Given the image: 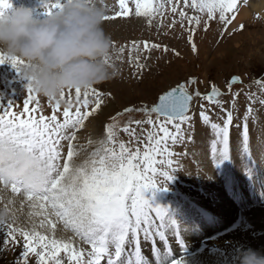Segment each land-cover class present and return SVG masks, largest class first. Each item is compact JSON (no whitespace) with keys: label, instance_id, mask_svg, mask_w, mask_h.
Returning <instances> with one entry per match:
<instances>
[{"label":"snow or ice","instance_id":"obj_1","mask_svg":"<svg viewBox=\"0 0 264 264\" xmlns=\"http://www.w3.org/2000/svg\"><path fill=\"white\" fill-rule=\"evenodd\" d=\"M66 2L67 0H46L44 11L37 15H51L62 9ZM118 3L120 11L114 16L104 15L105 21L117 17L128 18L132 14L129 0H118ZM133 3L134 14L145 17L149 25L157 14L162 17L169 10L180 18L179 21L174 18L168 25L169 28L174 27L177 22L183 28L186 21L190 26L187 28L188 42L194 53L197 51L193 41L196 28L203 22L207 30V22L215 19L217 13L219 21L227 26L235 19V15L229 17L227 14L237 8V0H157L155 4L154 0H133ZM166 5L169 7L166 8ZM11 7L10 0H0V15ZM186 9H191L196 14L189 16ZM131 47L137 52L141 51L140 44L136 41L132 42ZM161 48L165 53L168 51L166 46L145 41L142 51L150 54L152 50ZM118 51L123 53L124 48L121 47ZM175 55L178 56L179 53ZM148 58L149 55L144 56L145 60ZM110 60V56L106 57L105 63L114 68L115 65ZM135 63L136 75H139L146 65L140 63L139 55L135 57ZM4 64L15 69L22 79L20 65L23 61L8 59L4 53H0V65ZM196 83L195 79H189L178 84L159 95L158 102L151 107L125 108L123 112L111 117L110 122L105 125L103 139L95 142L89 139L87 145H78L75 142L77 134L84 129L85 122L97 114L105 103L104 94L95 87L86 90L68 89L61 92L58 98H48L52 113L48 116L40 110L39 94L30 83L27 85L28 96L22 112L12 111L14 105L11 103L8 107L0 105V146L7 144L16 153L31 155L47 169L48 175L47 183L41 191L26 190L23 182L19 180L5 183L3 177H0V186L3 189L10 187L12 193L22 194L31 202L32 209H39L29 212L24 227H14L17 217L9 214L7 205L4 213L0 214V230L5 231L6 237L15 241V234L18 233L25 240L23 258L33 253L39 258V264H62L57 257L64 252L70 264H101L102 259L106 260V264H150L142 254L141 235L145 241H150L155 234H159L163 240L164 235L160 229L169 221L172 225L176 223L170 217L168 209L152 203L146 193L154 196L156 192L166 191L167 184L178 170L174 167V157L178 153L172 148L184 142L181 135L182 125L191 124L192 117L189 113L194 98L214 102L223 110L219 100L221 92L216 86L213 85L206 96H201L199 91L193 93L188 90L189 85ZM236 83L239 81L234 77L228 84L229 91ZM32 103L37 106L30 109L29 105ZM201 108L204 106L201 105ZM248 111L251 112V109ZM136 113L145 119H135ZM125 116L127 120L121 126L119 120ZM200 116L205 124L211 123L205 110L201 111ZM232 122V113L227 112L223 127L211 123L217 141L222 145L221 148L214 147L217 160L228 159L230 156ZM144 125L150 127L141 139L137 129L143 132ZM119 132L129 137L127 143L119 140ZM133 140L137 144H143V150L140 147L133 150ZM93 143L96 145L94 150L85 154V148ZM244 144L247 151L246 124ZM11 202L10 200L9 203ZM37 217L42 218L37 220ZM156 220L160 222L158 225ZM28 225L31 227L28 228ZM58 225L72 235L67 239L56 238L55 230ZM37 229L45 231L42 233ZM48 232H51V236ZM176 237L177 243L182 246L178 227ZM76 240L90 247L87 258L85 249L78 250L74 247ZM8 243L9 239L0 242L4 247ZM130 245L133 248L126 261L123 257ZM37 248L41 250L37 251ZM132 253L134 260L131 259ZM153 253L158 257V264H183L182 260L170 262L168 255L160 256L155 247Z\"/></svg>","mask_w":264,"mask_h":264},{"label":"rangeland","instance_id":"obj_2","mask_svg":"<svg viewBox=\"0 0 264 264\" xmlns=\"http://www.w3.org/2000/svg\"><path fill=\"white\" fill-rule=\"evenodd\" d=\"M254 1L237 0V8L232 13L227 14L229 17L235 15V19L227 26L219 21V13L216 14L215 19L207 22V30H205V25L202 22L196 28L193 37V41L197 47L195 53L188 42L189 32L187 28L190 26L187 25L186 21L183 28L179 22L172 28L168 27L174 18L177 21L180 19L178 16H174L170 10L165 11L162 17L157 14L156 18L152 20L151 25H149L145 17H137L134 14L135 5L133 0H129V6L133 9V12L128 18L117 17L104 21V30L111 37L112 45H115V48L112 47L110 53V62L115 65L113 68L114 74L107 81L95 86L97 90L104 94L105 103L97 114L85 122L84 129L77 134V141L75 143L78 145H87L89 139L93 142L103 139L105 125L110 122L111 117L123 112L125 108L151 107L157 102L159 95L189 79L197 81L196 84L189 85L188 90L190 92L199 91L201 96H206L210 93L213 85L221 92L219 100L221 101L223 110L214 102L210 103L199 97L194 98L189 113L192 117L191 124L182 125L181 135L184 142L178 143L172 148L175 153H178L174 157L176 162L174 167L178 170L175 171L173 179L167 184L166 191L156 192L154 196L152 193H146V197L152 203L168 209L170 217L176 224L172 225L169 221L164 228L160 229V232L164 235L163 240L159 234L151 237L150 241H145L143 235H141V247L144 249L149 250L151 241L155 245H158V243L160 245L164 244V241L168 240L176 243L177 227L181 238L184 230H201L200 237L206 236L207 233L211 235V233L219 232L220 229L217 231L218 228L213 227L209 232L204 233L203 228H210V222H206L204 226L202 224L200 226L197 222V219L201 217L196 207L197 205H201L202 202L200 200L207 194H214V190H217L216 192H218L219 188L225 190V184L227 183V179L223 178L217 180L219 185L214 184L212 181L209 183L204 178H200V175L202 172L207 171V165L217 170L229 169L227 168L228 164L225 162L227 159L221 158L217 160L215 158L214 147L221 148L222 145L218 143L215 132L211 128V123L223 127L227 112L232 113L233 122L230 126L229 154L235 157L232 160L233 164H231L234 172L237 169L241 173L248 172L244 169L247 166L255 167L258 170L257 166L264 164V154L256 160L252 157L244 158L247 153L244 144L245 124L247 125L248 139L253 134L259 138H264V103H262L264 102V87H262V84H264V20L258 14L253 13L246 19L236 22L239 12L242 9H247ZM93 2L97 7L104 10L105 15L114 16L116 12L120 11L118 0H93ZM156 2L157 0H154V4ZM10 3L12 7L27 5L37 15V13L44 11L43 5L46 3V0H10ZM168 7L166 5V8ZM186 11L189 16L196 14L191 9H186ZM204 19L206 20L207 17L205 16ZM241 25L243 26L242 28ZM133 41L140 44L141 51L137 52L132 49L131 45ZM145 41L149 44L154 43L162 47L166 46L168 51L165 53L161 48V50H152L150 54H146L142 51L143 42ZM121 47L124 48L123 53L118 51ZM175 53H179V55L177 56ZM137 55L140 56V63L146 65L139 75H136L135 57ZM145 55H149L147 60L144 59ZM234 77L238 79L239 83L234 84L231 91H229L228 84ZM27 85L28 82L21 79L10 65H0V105L8 107L11 103L14 105L12 111L17 113L22 112L24 101L28 96L26 91ZM38 99L39 107L43 114L46 116L51 115L48 98L39 95ZM201 105L204 106L203 109ZM36 106L35 103L29 105L30 109ZM62 108L63 103H61ZM249 108L251 112L248 111ZM202 110L206 111L211 123L205 124L202 121L200 116ZM32 115H38V113H32ZM24 118H27V116ZM134 118L137 120L145 119L139 113L134 114ZM60 119H62V116ZM126 120L127 116L120 119L119 124L122 126ZM149 127L148 125H144L143 132L139 128L137 129V134L141 139H143ZM170 130H172L171 126ZM119 140L127 143L129 137L125 133L119 132ZM236 140L238 143L233 146L232 141ZM205 143L207 144L205 145ZM95 147V143L87 146L85 154L93 151ZM131 147L133 150L136 147H140L143 150L144 145L137 144L133 140ZM236 155L240 158H236ZM81 159H83V155ZM213 171L212 174L208 172V176H216L217 172L214 173ZM258 177L260 178L256 179V181L259 180L261 182L260 186L264 190V170L259 173ZM252 179H254V176ZM240 182H244L245 185L247 180L241 179ZM241 184H236L235 187H239ZM247 185H245L246 188ZM203 188L211 190V193L203 192L201 194ZM251 192L249 190L247 194H251ZM11 193L12 191L10 192L7 189H3V186H0V214L4 213L5 205H7L9 214H14L17 217L14 227H24L27 221L24 215L34 210L38 211L39 209H32L30 207L31 202L21 197L23 196L22 194L16 196L18 194L13 195L14 193ZM221 195L227 200L225 193ZM234 195L230 198L232 201L235 200V197L240 200V195L236 192H234ZM254 197H256L255 194ZM254 199L252 197L250 206L246 205L249 201H245L243 205L246 206L239 207V210H247V212L237 215L238 217L236 218L238 221L236 226L239 227L240 222L241 231L247 230L248 222L252 217L251 215H253L252 213H256L259 210L264 212V204L260 208L256 207L261 203L258 196ZM10 200L12 201L11 203H9ZM22 201L23 203H21ZM244 214L249 215L244 217ZM241 216L244 218H240ZM41 218L37 217L36 219L39 220ZM155 223L158 225L160 222L156 220ZM224 224L221 229L235 225L233 220ZM27 227L30 228L31 226L28 225ZM59 227L60 225L55 230L56 238L67 239L68 237L62 234L63 232H59ZM263 228L264 225L255 228L256 231H245L249 232V235L255 240L253 244L257 243V250H264ZM37 230L42 233L45 231L44 229ZM67 233L70 236L72 235L70 232ZM47 234L51 236V232ZM5 239H9V243L6 247L0 244V264H39V258L33 253H29L27 258L22 257V254L25 252V248L23 247L25 240L20 234H15V241H12L11 238L6 237L4 230H0V242ZM242 239L244 240V237ZM167 244L166 242L164 246ZM232 244L231 246L234 249L235 245L238 244V240H235ZM191 246L192 244L189 247ZM240 246L244 247L242 244ZM74 247L78 250L80 248L85 249V258H87V251H90L88 245L81 244L79 240H76ZM153 247L154 245L152 246V252ZM132 248L133 246L130 245L129 250L125 252L123 258L129 259ZM155 249L157 252L159 251L156 246ZM193 249H183L179 257L171 261L182 260L183 264H186L187 260L185 259H188V256L195 253ZM40 250L37 248V251ZM163 251L162 248L161 252ZM163 254L160 256H163ZM133 256L134 253H132L131 259ZM57 258L62 261V264H70L68 256L64 252H61ZM154 258L158 260L156 255ZM233 260L237 261V258ZM101 264H106V260L102 259Z\"/></svg>","mask_w":264,"mask_h":264},{"label":"clouds","instance_id":"obj_3","mask_svg":"<svg viewBox=\"0 0 264 264\" xmlns=\"http://www.w3.org/2000/svg\"><path fill=\"white\" fill-rule=\"evenodd\" d=\"M104 15L93 0H67L59 11L41 16L27 5L11 7L0 15V53L23 61L22 79L41 96L95 87L114 74L105 63L113 45ZM0 177L5 183L22 181L31 191H41L48 180L37 160L7 144L0 146ZM237 264H264V250L242 249Z\"/></svg>","mask_w":264,"mask_h":264},{"label":"bare ground","instance_id":"obj_4","mask_svg":"<svg viewBox=\"0 0 264 264\" xmlns=\"http://www.w3.org/2000/svg\"><path fill=\"white\" fill-rule=\"evenodd\" d=\"M253 13L258 14V16H260L264 20V0H255L253 3H251L248 6L247 9H242L237 16L236 22H239V21L246 19L250 14H253ZM90 128H92V127H90ZM237 143H238L237 140L232 141L233 146H235L234 144H237ZM206 144L207 143H205V145ZM262 147H264V138L263 139L261 137L259 138V137H257V135L253 134L248 139L247 153L244 156V158L252 157L254 160L258 159L261 155L264 154V148H262ZM252 148H253V150H252ZM236 158H240V157H237V155H236ZM233 159H235L234 156H229L228 161L226 160L227 164L229 165V166H227V168H229V169L225 170L227 173L222 171L221 169L217 170V169H214L211 166L207 165V167H206L207 171L202 172V174L200 173L201 174L200 178H204V180L209 182V183H210V181H212V182H214V184L219 185L217 180H219L221 177L224 176V174H226V176L228 175V179H230L231 185L228 187V190H231V192H233V190H235V188L233 189V187H232L233 185H235V184L239 185L240 183H242L241 185H244V182H240V180L241 179H247L249 181L248 183L251 184L253 187L250 191H252V192L255 191V193H256V197H254V198H257V196H258V199L261 201V203L258 204L256 207L257 208L262 207V205L264 204L263 190L258 185L259 183H257L256 180L254 181V179L259 178L258 177L259 173L264 170V167H263L264 164H261L260 166H257V164H256L258 170L255 167L252 168L251 166H247V167H244V169H246L248 172H242L241 173V171L238 169L236 172H234V170L231 168L232 167L231 164H233L232 163ZM237 160H235V161H237ZM212 171L214 173L217 172V174L214 177L209 175V176H211L209 178L208 172H211V174H212ZM206 176H208V177H206ZM253 176H254V179H252ZM215 177H217V178L215 179ZM202 182H204V181H202ZM248 183H245V184H248ZM212 188H213V186H212ZM217 189H218V187H217ZM7 190L11 192L10 188H8ZM214 191H215L214 194H212L211 190H207L205 188L202 189L201 194H203V192H209L211 194H207L206 196H204L200 200L202 202L201 205L196 206L198 209V212L201 215V217H199L200 219H197V222L200 226H201V224H202V226H204L206 224V222H210V228H203L204 233L209 232L213 227L218 228L217 231L220 229L219 232L218 233H211V235H209L207 233L206 236L200 237V235H201L200 233L202 232L201 230H196V231H185L184 230L182 232V238H181L182 246H181V244H179L177 242L174 243L172 240L164 241V244L166 242L168 243L166 246H164V244L160 245L159 243H158V245H155V243L151 241L149 250L141 247L142 254L147 258V260L150 262V264H158V260L154 259L153 253L151 251L153 245L156 246V248H158V250H159L158 253L160 255L162 253H164L163 256L168 255V258H170L169 261H171V257H173V256L179 257V255L183 249L190 250V249L194 248L193 250H195V253L188 256V259H185V260H187L186 264L187 263H190V264H237V261H235L233 259L237 258V253L239 251H241L242 249H245V248L257 249L256 248L257 243L253 244V242L255 240H253L252 236L249 235V232H250L249 230L256 231L255 228L261 227L262 225H264V212H261L259 210L256 213H252L253 215H251L252 217L250 218V220L248 222V224H249L248 228H247V230H245V231H249V232L241 231V229H240L241 223L239 222V227L236 226L235 223L237 220L236 218L238 217L237 215H240L242 213L247 212V210H239L238 209V207H240V205H243L245 201L248 202V199H246L245 194L243 195L244 197L242 196L240 201H238L236 204H233L231 201L226 200L225 197L221 195L222 193L228 194L226 192L227 189L224 190V189L219 188L218 192H216L217 190H214ZM220 192H221V194H219ZM239 192H240V194L242 193L241 190H239ZM11 194H13V193H11ZM13 195H16V194H13ZM16 196H19V195H16ZM21 197H24V196H21ZM254 198H253V200H255ZM0 209H1V207H0ZM249 212H250V210H249ZM248 215L244 214L243 216L245 217ZM243 216H241L240 218L243 219L244 218ZM24 218L28 219V214H25ZM232 220L234 221L235 225L231 226V224H230L231 227H225V228L221 229L222 225H225L224 223H228ZM60 227H59V232H63L62 234H64L67 237H70V235L63 230L62 226H60ZM190 237H193V238L190 239ZM242 237H244V240L242 239ZM262 238L264 240V228H263V237ZM235 240H238V244L235 245V248L233 249L231 245H233L232 243ZM190 243L192 244L191 247H189L191 245ZM240 244L244 245V247L240 246ZM252 245H253V247H252ZM162 248L164 250L163 252H161ZM169 249H170V252H169ZM124 259L127 261L126 258H124ZM154 260H155V262H154Z\"/></svg>","mask_w":264,"mask_h":264}]
</instances>
